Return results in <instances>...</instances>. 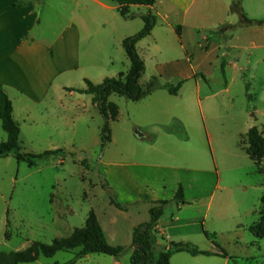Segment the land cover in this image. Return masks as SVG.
Wrapping results in <instances>:
<instances>
[{
    "label": "rangeland",
    "instance_id": "1",
    "mask_svg": "<svg viewBox=\"0 0 264 264\" xmlns=\"http://www.w3.org/2000/svg\"><path fill=\"white\" fill-rule=\"evenodd\" d=\"M235 1L187 0L181 8L186 14L163 7L162 14L170 13L166 20L150 12L156 42L148 38L139 47L145 63L140 88L153 77L160 86L187 81L177 96L163 88L138 102L111 94L118 116L109 122L108 142L102 139L105 120L90 105L61 130L37 136L22 129V153H63L34 167L13 154L0 158V256L68 237L93 213L107 243L124 251L118 258L88 255L75 264H131L133 230L149 221L159 200L169 202L158 222L164 232L159 249L186 242L238 257L232 264H250L252 256L264 264V239L251 233L264 196V161L256 167L240 147L251 128L264 133V26H242L230 10ZM237 4L249 20L264 21V0ZM181 25L205 38L201 47L189 42L188 54L175 32ZM114 57L108 77L126 75V53ZM5 141L0 123V143ZM179 186L185 205L173 201ZM78 252L32 264H64ZM175 258L172 264L196 260L185 253Z\"/></svg>",
    "mask_w": 264,
    "mask_h": 264
},
{
    "label": "crops",
    "instance_id": "2",
    "mask_svg": "<svg viewBox=\"0 0 264 264\" xmlns=\"http://www.w3.org/2000/svg\"><path fill=\"white\" fill-rule=\"evenodd\" d=\"M186 1L157 0L150 7L133 6L130 13L135 17L124 19L111 0H0V90L12 103L20 134L23 128L37 136L61 130L67 122L74 124L86 105L96 107L91 96L73 90L85 88L86 80L100 84L109 78L114 56L125 52L122 41L143 28L132 24L142 21L141 15L155 11L157 17L166 20L170 13L162 14L163 7L181 9ZM181 10L187 13V9ZM156 27L137 43V51L148 38L156 42ZM180 27L179 41L187 54L189 42L201 47L205 38L196 29ZM181 80L182 87L187 79ZM228 86L226 83V90ZM158 229L163 236L159 223ZM208 252L214 256H191L196 259L193 264H232L238 259L223 252ZM181 254L172 255L170 264ZM188 259L180 258L186 264ZM246 260L259 263L253 256Z\"/></svg>",
    "mask_w": 264,
    "mask_h": 264
},
{
    "label": "trees",
    "instance_id": "3",
    "mask_svg": "<svg viewBox=\"0 0 264 264\" xmlns=\"http://www.w3.org/2000/svg\"><path fill=\"white\" fill-rule=\"evenodd\" d=\"M116 6L120 16L124 19H132L134 14L130 13V8L150 7L157 0H111ZM239 0L231 5V12L237 13L241 20L242 26L259 25L264 26V21H254L246 18L245 14L238 6ZM144 25L137 34L127 37L122 41V47L130 62L129 71L120 74L117 78H106L100 84H93L85 81V88L75 89L73 91L79 94L91 96L92 103L97 107L100 114L105 120L102 128V139L106 143L109 141L108 125L110 121H115L118 116V108L115 104L108 102L111 94L126 97L132 102H138L147 95L153 93L160 88L157 79L153 77L148 83L145 90L139 85V79L145 71V63L139 56L136 45L137 43L149 36L156 26V20L151 13L140 16ZM176 34L180 38L181 27H176ZM182 82L176 87L169 85L162 86L170 95H177ZM0 123L3 131L6 133V141L0 143V158L14 155L17 161L25 162L29 167L48 157L62 154L61 150L48 151L40 155L22 153L19 141L20 127L13 118L12 103L8 96L0 90ZM168 132L172 130L166 128ZM245 142L241 143V149L246 153L249 159L259 167V163L264 161V133L260 132L256 127L251 128L245 135ZM173 201L177 205H185L182 187L179 186ZM118 209H125L119 203L113 202ZM168 201H156L149 210V221L142 223L134 228L132 237V253L130 257L131 264H170V258L174 254L186 253L190 256H214L213 253L203 251L197 246L186 242H171L169 246L159 249L157 237L163 238L158 229V222L163 215ZM251 233L256 239H264V196L260 199L258 223L251 229ZM79 250L75 258L64 264H75L77 260L92 254H102L110 257L118 258L122 255L124 248L121 246H110L107 243L105 234L101 229L96 216L91 213L86 221L85 226L75 229L72 234L65 238H55L50 244H43L34 241L29 247L22 251L10 252L7 256H0V264H32L38 261L40 257L52 258L58 252H72ZM159 249V250H158ZM59 264V263H55Z\"/></svg>",
    "mask_w": 264,
    "mask_h": 264
}]
</instances>
